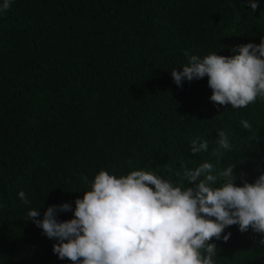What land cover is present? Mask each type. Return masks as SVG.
Wrapping results in <instances>:
<instances>
[{
	"label": "trees",
	"instance_id": "obj_1",
	"mask_svg": "<svg viewBox=\"0 0 264 264\" xmlns=\"http://www.w3.org/2000/svg\"><path fill=\"white\" fill-rule=\"evenodd\" d=\"M256 2L253 11L248 0H13L0 13V264H72L27 213L74 209L90 190L82 178L100 170L151 171L184 186L182 165L206 161L216 186L228 166L237 185L264 174V100L219 106L207 77L177 86L171 76L187 64L185 52L232 56L259 44L264 0ZM221 130L231 148L216 155ZM197 137L209 149L194 155ZM228 232L227 242L212 241L215 264H264L260 234Z\"/></svg>",
	"mask_w": 264,
	"mask_h": 264
},
{
	"label": "clouds",
	"instance_id": "obj_2",
	"mask_svg": "<svg viewBox=\"0 0 264 264\" xmlns=\"http://www.w3.org/2000/svg\"><path fill=\"white\" fill-rule=\"evenodd\" d=\"M251 9L256 0H248ZM13 0H3L0 13L10 10ZM232 56L211 53L203 58L185 52L188 62L172 69L177 86L184 80L208 78L212 90L210 101L233 109L246 108L257 99L264 100V37L259 44L247 43L233 49ZM244 129L251 130L248 120H241ZM217 148L230 150L229 134L218 132ZM207 140L192 139L194 155L207 152ZM183 180L188 186L145 170H133L119 177L100 170L89 182L90 190L69 203L51 205L44 211L30 209L31 220L49 239H55L52 250L61 260L72 264H215L218 246L212 242H227L236 225L241 233L251 229L260 234L264 245V174L253 183H235L233 169L228 166L219 173L218 184L214 166L203 162L191 169L182 165ZM179 175V174H178ZM18 197L30 205L26 193ZM3 205H0L2 207ZM73 212V218L58 221L59 212Z\"/></svg>",
	"mask_w": 264,
	"mask_h": 264
}]
</instances>
